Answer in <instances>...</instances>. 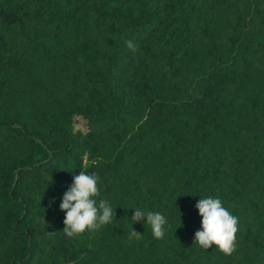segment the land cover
<instances>
[{
	"label": "trees",
	"instance_id": "1",
	"mask_svg": "<svg viewBox=\"0 0 264 264\" xmlns=\"http://www.w3.org/2000/svg\"><path fill=\"white\" fill-rule=\"evenodd\" d=\"M80 171L115 220L70 238ZM207 197L231 255L194 244ZM0 264H264V0H0Z\"/></svg>",
	"mask_w": 264,
	"mask_h": 264
},
{
	"label": "clouds",
	"instance_id": "2",
	"mask_svg": "<svg viewBox=\"0 0 264 264\" xmlns=\"http://www.w3.org/2000/svg\"><path fill=\"white\" fill-rule=\"evenodd\" d=\"M126 46L133 53L137 50V45L131 40L126 41ZM99 179L94 172L88 174L80 171L79 175L74 176L71 187L64 193L60 210L65 213L63 232L67 237H76L86 231H98L115 220V209L111 204L107 200L100 199L98 202L96 199L100 195ZM196 208L202 217V230L195 233L194 244H198L204 250L215 245L225 255L235 252L238 217L223 207L218 198H201ZM142 221L151 227L154 238L163 239L167 223L164 215L136 208L131 224ZM142 236L132 229L128 239L129 241L134 238L139 240Z\"/></svg>",
	"mask_w": 264,
	"mask_h": 264
},
{
	"label": "rangeland",
	"instance_id": "3",
	"mask_svg": "<svg viewBox=\"0 0 264 264\" xmlns=\"http://www.w3.org/2000/svg\"><path fill=\"white\" fill-rule=\"evenodd\" d=\"M77 126H82V122L81 121L77 122Z\"/></svg>",
	"mask_w": 264,
	"mask_h": 264
}]
</instances>
